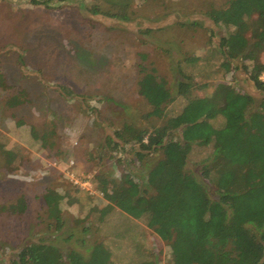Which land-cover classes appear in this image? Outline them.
<instances>
[{
  "label": "rangeland",
  "instance_id": "rangeland-1",
  "mask_svg": "<svg viewBox=\"0 0 264 264\" xmlns=\"http://www.w3.org/2000/svg\"><path fill=\"white\" fill-rule=\"evenodd\" d=\"M229 1L0 0V264H11L37 239L87 260L95 249H107L109 264H123L141 234L157 264H171V242L147 218L107 202L95 177L147 172L135 156L137 143L111 155L108 138L120 143L115 132L126 125L150 133L168 128L187 104L177 89L187 79L184 72L191 75L193 100L226 83L261 104L264 93L249 78L251 61L235 60L229 70L220 64L227 30L207 12L229 7ZM153 68L171 88L159 106L140 92L144 72ZM212 123L221 126L223 119ZM184 127L169 131L182 136ZM205 155L193 151L190 168ZM48 190L63 196L60 232L49 228L42 202ZM21 200L24 212L9 211ZM93 206L103 213L101 222L98 213L87 217Z\"/></svg>",
  "mask_w": 264,
  "mask_h": 264
},
{
  "label": "trees",
  "instance_id": "trees-1",
  "mask_svg": "<svg viewBox=\"0 0 264 264\" xmlns=\"http://www.w3.org/2000/svg\"><path fill=\"white\" fill-rule=\"evenodd\" d=\"M229 5L207 12L227 30L219 44L220 64L229 70L235 60L251 61L250 81L264 93V64L259 63L264 53V0H230ZM183 76L191 79L185 72ZM187 79L177 84L187 101L185 110L168 128L150 133L126 125L115 132L120 143L108 138L111 155L137 143L135 156L147 172L122 170L119 178L98 173L97 188L107 202L131 217L147 218L148 226L171 242V264H264V98L256 106L254 97L219 83L211 95L193 100ZM140 86L141 95L156 106L171 93L155 68L144 72ZM218 118L223 119L221 126L212 123ZM181 127L182 136L170 132ZM200 150L206 155L192 169V153ZM161 151L162 157L152 161ZM62 200L55 190L42 197L49 228L57 232L65 228ZM26 208L23 200L8 207L14 214ZM93 213L101 210L93 206L87 217ZM103 218V213L95 216L98 222ZM141 235L123 264H157ZM15 254L11 264H109L111 257L99 248L88 260L74 249L66 256L55 243L41 239Z\"/></svg>",
  "mask_w": 264,
  "mask_h": 264
}]
</instances>
